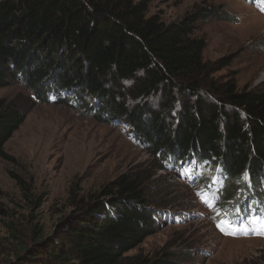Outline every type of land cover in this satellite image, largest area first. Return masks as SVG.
<instances>
[{
  "label": "trees",
  "instance_id": "16d2710c",
  "mask_svg": "<svg viewBox=\"0 0 264 264\" xmlns=\"http://www.w3.org/2000/svg\"><path fill=\"white\" fill-rule=\"evenodd\" d=\"M148 8L147 0H0V87L19 78L39 103L81 104L125 125L158 169L187 168L203 184L224 214L214 217L221 233L264 236V91L214 79L232 59L205 61L206 41L194 33L199 21L222 18L217 9L166 24ZM29 112L0 100V161ZM154 177L125 173L82 196L72 189L71 211L50 232L32 217L25 232L0 206L12 217L0 232V264H183L190 254L129 255L159 226L184 223L169 202L150 206Z\"/></svg>",
  "mask_w": 264,
  "mask_h": 264
},
{
  "label": "rangeland",
  "instance_id": "374dc122",
  "mask_svg": "<svg viewBox=\"0 0 264 264\" xmlns=\"http://www.w3.org/2000/svg\"><path fill=\"white\" fill-rule=\"evenodd\" d=\"M140 1V0H139ZM147 16L158 15L166 24L187 13L217 9L222 18L197 24L194 37L206 41L204 60L230 57L232 63L214 75L217 82H234L240 90L264 91V8L244 0H147ZM0 87V100L30 108L26 120L5 146L10 159L0 161V206L21 222L25 232L33 222L52 231L71 211L66 207L72 189L79 195L95 193L122 174H155L150 192L152 208L169 202L182 223H166L131 251L130 256L158 258L163 252L183 264H264V236L239 238L221 233L214 222L224 214L204 186L187 168L165 172L145 146L136 144L123 124L101 122L77 104H43L31 97L22 79L11 78ZM18 176L20 179L14 177ZM21 180V181H20ZM22 184V185H21ZM26 194V197H25ZM169 210V209H168ZM0 214V232L12 217ZM223 214V215H222ZM224 217V216H223ZM23 224V225H22ZM259 236V237H257Z\"/></svg>",
  "mask_w": 264,
  "mask_h": 264
},
{
  "label": "snow or ice",
  "instance_id": "6c2138e0",
  "mask_svg": "<svg viewBox=\"0 0 264 264\" xmlns=\"http://www.w3.org/2000/svg\"><path fill=\"white\" fill-rule=\"evenodd\" d=\"M262 10H264V8H262ZM209 178L210 180L213 182V183H217L218 182V179L217 177L215 176H211V174L209 175ZM245 178L247 179V175L245 176ZM218 227H221V230L222 231H225V228L222 226V225H218ZM227 234H234V233H227Z\"/></svg>",
  "mask_w": 264,
  "mask_h": 264
}]
</instances>
